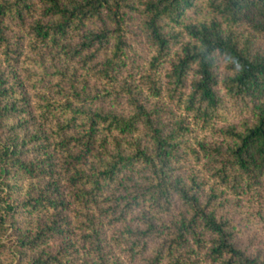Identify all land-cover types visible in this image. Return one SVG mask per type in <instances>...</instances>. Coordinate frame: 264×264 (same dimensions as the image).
<instances>
[{"label":"trees","instance_id":"16d2710c","mask_svg":"<svg viewBox=\"0 0 264 264\" xmlns=\"http://www.w3.org/2000/svg\"><path fill=\"white\" fill-rule=\"evenodd\" d=\"M250 225L264 0H0V264H264Z\"/></svg>","mask_w":264,"mask_h":264},{"label":"rangeland","instance_id":"374dc122","mask_svg":"<svg viewBox=\"0 0 264 264\" xmlns=\"http://www.w3.org/2000/svg\"><path fill=\"white\" fill-rule=\"evenodd\" d=\"M135 37L136 39L138 38V36ZM216 73L218 74V76H221L222 70L220 66L216 69ZM223 100H224L223 102L224 118L229 119L232 122L239 121L241 118H243L244 112H242V110H240V108H238L237 105H235L228 99H223ZM259 233H260L259 229L256 228L254 225H250L246 227L245 233L243 234L244 243L250 244L252 247H257L258 245L264 244V241L261 242L262 235ZM254 234H256L257 237L254 238Z\"/></svg>","mask_w":264,"mask_h":264}]
</instances>
